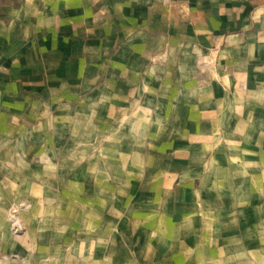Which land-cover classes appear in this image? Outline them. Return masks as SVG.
Masks as SVG:
<instances>
[{"label": "crops", "instance_id": "obj_1", "mask_svg": "<svg viewBox=\"0 0 264 264\" xmlns=\"http://www.w3.org/2000/svg\"><path fill=\"white\" fill-rule=\"evenodd\" d=\"M14 134L36 157L0 158L1 197L33 199L7 262L264 264V0H0Z\"/></svg>", "mask_w": 264, "mask_h": 264}, {"label": "rangeland", "instance_id": "obj_2", "mask_svg": "<svg viewBox=\"0 0 264 264\" xmlns=\"http://www.w3.org/2000/svg\"><path fill=\"white\" fill-rule=\"evenodd\" d=\"M20 135L18 134H14L11 136V142L9 143H5V146L9 145V148H4L1 149V146L3 145V143L1 142L0 139V158H2L3 156L5 157H9L10 159H21V160H26V159H31L33 160L36 157V151L29 150V151H21L20 149H18V143L16 142L18 140ZM3 145V146H4ZM3 167H1L2 169ZM6 168V175L4 176V178H8V176L11 178L15 175H17L16 173H18V171L23 172V170L25 169V171L27 170L28 173H31V171L29 170L28 167L26 166H19V165H14V166H9L5 167ZM33 168V167H32ZM32 168L30 167V169L32 170ZM26 172V175L28 174ZM0 175H1V170H0ZM1 177V176H0ZM3 177V176H2ZM21 183V182H20ZM26 184L31 185L28 180L25 181ZM2 183L0 181V209L3 210V213H0V264H13V263H9L7 262V259H9L8 256V250L9 248H12L15 250V245L17 244H12V243H5L2 240L3 237L5 236V234H9L12 238H18V237H22L25 234V230L23 229V227L21 226V221L23 220V213L21 212V210L30 207L33 203H32V198H24V197H12L11 194H14L16 192V190H13V188H8L9 186H5L4 184V190L2 188ZM12 187V182L10 184ZM17 185V183H13V187ZM38 185L40 186V188H34L32 185L27 188V193H29V195L31 194H37L41 191V189H43L41 187V184L38 183ZM6 189V190H5ZM9 189V191H8ZM10 194L9 197L7 196H3L1 197L3 194ZM40 199V198H39ZM57 216L60 217L61 213L57 210ZM2 223H4L6 225L5 228L8 227L7 230L3 229L4 226H2ZM128 247V246H127ZM73 249L74 251V264H113V263H107L104 261H98L101 258H108V255L104 254L102 255L101 253H98V248L95 246L92 247H84L83 251V247L78 246L76 244V242L73 243V245L71 246V244H66V243H62V242H57L54 246V249L57 250V255H61L63 254V252L70 249ZM128 249V248H127ZM82 250V251H79ZM79 251V253L77 252ZM124 251V250H123ZM14 257L17 256V253L15 252ZM128 255V254H127ZM125 251L121 253V257H127ZM78 258H91V260L89 262H78L76 260H78ZM10 259H15V258H10ZM44 259H47L46 257L42 258L41 260L44 261ZM85 260V259H84ZM41 261L40 264H43ZM14 264H17L16 262ZM39 264V263H38ZM118 264V263H116ZM121 264H125V263H121Z\"/></svg>", "mask_w": 264, "mask_h": 264}]
</instances>
